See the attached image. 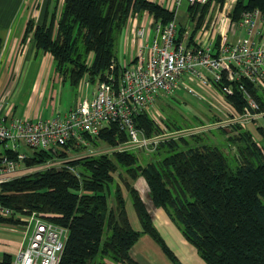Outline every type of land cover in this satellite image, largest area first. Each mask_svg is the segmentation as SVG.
<instances>
[{
    "label": "trees",
    "instance_id": "1",
    "mask_svg": "<svg viewBox=\"0 0 264 264\" xmlns=\"http://www.w3.org/2000/svg\"><path fill=\"white\" fill-rule=\"evenodd\" d=\"M223 2L188 3V18L193 20L190 36L207 21L209 6L220 11ZM251 8L264 10V0H234L227 16L236 19ZM143 11L161 22L173 18V8L156 0H43L38 16L26 20L22 36L30 33L34 51L51 56L52 69L61 80L72 85L80 78L94 83L104 78L111 62L112 73L118 74L122 56H115L116 35L126 28L130 14ZM248 87L264 112V91ZM222 98L235 111L243 103L236 94H222ZM261 117L264 119V113ZM168 119L161 121L168 128L181 127ZM132 120L147 135L160 129L145 111L135 113ZM217 128L225 145L235 149L233 165L224 150L197 133L160 141L148 152L113 149L125 134L110 121L96 133H81L90 147L105 144L109 148L105 152L87 153L86 144L72 140L53 152L40 148L28 152L24 165L65 160L59 166L0 182V201L66 228L57 264H138L130 257L129 248L142 233L148 234L173 264H181L153 225L147 202L164 211L206 264H264V146L238 123L228 129ZM257 129L261 131L258 125ZM68 151L76 156L71 157ZM115 171L118 178L113 176ZM138 177L143 179L147 196L141 195L135 183ZM125 192L138 228L128 220ZM14 220L18 221L0 216V222ZM10 259L9 253L0 254V264H8Z\"/></svg>",
    "mask_w": 264,
    "mask_h": 264
},
{
    "label": "built area",
    "instance_id": "2",
    "mask_svg": "<svg viewBox=\"0 0 264 264\" xmlns=\"http://www.w3.org/2000/svg\"><path fill=\"white\" fill-rule=\"evenodd\" d=\"M181 1L204 3L207 0H172L174 6ZM225 5L224 1L222 6ZM219 16L213 29H201L204 38H194L188 29L179 31L174 17L166 22L151 18L147 35V28L137 21L136 14H130L118 74L112 73L111 62L103 79L94 83L83 79L86 96L78 98L61 114L34 118L12 114L8 78L0 88V182L51 165L59 166L65 160L55 158L24 165L23 158L36 148L53 152L72 140L86 144L87 153L107 151L105 144L87 145L81 133H96L110 121L125 134L111 148H137L144 152L151 151L160 141L189 136L210 126L228 129L233 123L254 124L264 112L258 109L248 86L264 91V10H243L236 19H230L227 11ZM197 82L214 91L219 89L220 97L238 95L243 101L240 109L235 111L231 105V112L211 123H188L177 128H168L155 118L152 103L156 97L181 87L200 98L192 86ZM92 84L94 87L89 89ZM144 111L160 124L159 131L147 135L134 125L132 116ZM0 216L17 219L0 225L12 230L22 226V237H25L17 243L8 264H57L66 237L64 226L33 211L13 210L1 201Z\"/></svg>",
    "mask_w": 264,
    "mask_h": 264
},
{
    "label": "crops",
    "instance_id": "3",
    "mask_svg": "<svg viewBox=\"0 0 264 264\" xmlns=\"http://www.w3.org/2000/svg\"><path fill=\"white\" fill-rule=\"evenodd\" d=\"M157 2L165 7L173 8V17L177 23V28L179 31L186 29L190 30V26H187L190 24V22H186V19H189L186 9L188 5L187 1L184 7L186 14L184 22H180L177 18V10L180 3L177 7H175L172 0H157ZM42 5L43 0H0V88L9 78L10 81L8 80L9 83L7 85L8 92L11 94L15 88L16 91L17 89L20 90V85L25 76V67H27L28 61L36 58V63L31 69L33 74L30 84L25 88V90H23V93L25 94V98L22 103L23 106L17 108L16 104L10 101L9 107V110L12 114L16 112L19 113V115L33 118L37 116H45L43 112L41 114L37 112L40 110L38 103H40L42 96L48 90L49 91L47 93L49 95L51 94L53 87L51 83L49 89H47L48 81L51 79L52 73L57 74L52 69L51 56L47 52L34 51L30 33H28L25 37L22 36L26 20L28 18H36ZM220 11H222V8ZM208 13H212V10L209 9ZM221 14H223V12ZM218 17L220 16L216 15L215 18L212 17L211 19H207L205 23H202L204 26L206 24L207 28L204 29H213L216 22L218 23ZM136 18L139 23L143 24L147 28L148 35L150 33L149 24L151 17L146 11H143L139 15H136ZM203 35L204 33L201 32V29L199 28L196 29V31L192 34L194 38H204ZM123 38L124 45H126V28ZM194 85L198 87L197 90L200 89L202 91H209L207 87L198 82L194 83ZM36 98L38 99V103L34 101ZM218 98L222 100L220 103L221 106L218 107L219 110L223 112V114L229 113L233 110L231 104L227 103L222 97ZM30 99L32 101H30ZM217 100L221 101L219 99ZM46 101L48 103L49 100ZM71 105L72 104H69L67 108ZM67 108H65L62 112H64ZM50 110L51 109H49V111ZM137 186L139 187L138 183ZM139 188L141 191L143 190L141 186ZM147 204L149 205L151 211V221L153 225L158 230L164 242L176 256L178 261L181 264H206L199 257L195 248L184 239L180 231L169 220L164 211L159 207H151L149 202H147ZM127 217L131 225L135 222V220H137L134 213L127 212ZM5 229L8 231L12 230L9 228ZM0 243L2 244L0 245L1 253H9V250L15 251L17 245L16 242L14 244L11 240L8 241L7 239L0 240ZM5 243L7 247L3 246ZM129 255L138 264H173L165 256L158 244L153 241V239L148 234L145 233L140 234L130 246ZM109 264L123 263L109 262Z\"/></svg>",
    "mask_w": 264,
    "mask_h": 264
},
{
    "label": "rangeland",
    "instance_id": "4",
    "mask_svg": "<svg viewBox=\"0 0 264 264\" xmlns=\"http://www.w3.org/2000/svg\"><path fill=\"white\" fill-rule=\"evenodd\" d=\"M157 1V0H156ZM226 5L222 7V11H218L215 8H212V6H209V9L212 10V13H208L206 19H211L212 17L215 18L216 15H222L221 13L226 12L228 7V2L230 3V6L234 2V0H224ZM186 1H181L179 6L178 4L175 5L178 6L177 10V18L180 22H184L186 18V14L184 11ZM223 5V4H222ZM209 11V10H208ZM213 15V16H212ZM213 18V19H214ZM186 22H191L189 19H186ZM193 22V20H192ZM192 24V23H190ZM187 25V26H190ZM199 28V27H198ZM207 28L206 26H202L199 29ZM125 33V28L121 29L115 39L114 43V52L115 56L119 59L123 54L124 49V38L123 35ZM36 63V58H33L28 61L26 68V73L23 78V81L20 85V90L16 88L15 90L10 94V100L16 104L17 108L23 106V101L25 98V94L23 93V90L30 84L31 77L33 72L31 71L32 67ZM31 71V72H30ZM53 74L51 75V79L48 81L47 89H49L50 84L52 83L53 89L51 90V94L49 95L47 92L44 93L42 96V100L40 103H38V97L34 100L36 103L39 104L40 110L37 111L40 114L43 112L45 116L48 117L52 116L55 113L61 114L62 111L67 108L69 104H73L74 101H76L78 98L82 96H86L87 89L83 84V79L80 78L76 85L70 84L67 79L61 80V76ZM20 80V79H19ZM193 88L196 90L198 87H196L194 84H192ZM94 85H89V89L93 88ZM209 91H202L197 90L200 94V98L193 97L189 93L185 92L184 89L181 87L174 88L172 93L166 94L164 96H158L153 100L152 103V110L154 113V116L157 120L162 121L163 118L167 117L168 120L174 121L176 123L181 124V126L187 125V123H201V122H209L214 121L217 117H222L223 112L219 110L218 106H221L222 100L218 97H220V94L217 91H214L209 86H205ZM50 96V97H49ZM217 99L221 100L218 101ZM46 100H49L48 103ZM30 101H32L30 99ZM47 108H46V107ZM49 109H51L49 111ZM14 114H18L14 112ZM33 118V117H31ZM163 122V121H162ZM257 125L260 126L261 131L257 129ZM244 128L248 129L251 132L252 137L262 146H264V119L262 117H258L255 121V123H247ZM159 131V130H158ZM154 133V132H153ZM197 134L201 135L204 140L210 141L211 143L217 144L222 150L226 152L228 155V159L231 165H233L236 162L235 159V149L233 145H230L229 147L226 146L225 141L221 140L223 134L219 131V128L216 126H210L206 128L205 130H202L200 132H196ZM209 137V138H207ZM193 140L192 138H189ZM69 154L73 153V151H68ZM74 155V154H70ZM144 155V154H143ZM147 155V154H145ZM148 156V155H147ZM113 176L115 178H118L117 171L113 172ZM128 179V178H127ZM130 180V179H128ZM135 183L141 186L143 190L141 191V194L143 196H147L146 192V186L143 182V179L141 177L136 178ZM141 185H140V184ZM122 186V185H120ZM145 186V188H144ZM123 189V188H122ZM142 196V197H143ZM144 198V197H143ZM107 202L108 204H112V194L109 193L107 195ZM125 209L129 213H134L133 208L131 206L130 198L125 192ZM4 223V222H3ZM133 228H138L137 220H135L134 223H132ZM3 227V228H2ZM5 226L0 225V240L7 239L8 241H12L14 244L15 242L18 243L19 241H23L25 237H22L21 228L22 226L15 227V230L8 231L5 229ZM13 244V246H14ZM0 245H2L0 243ZM7 247L6 243L3 245ZM0 253H1V247H0ZM10 255L12 256L14 251L9 250Z\"/></svg>",
    "mask_w": 264,
    "mask_h": 264
}]
</instances>
